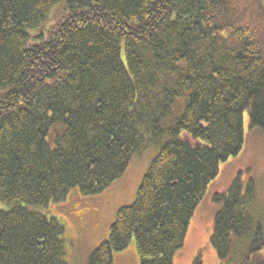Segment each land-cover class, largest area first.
Masks as SVG:
<instances>
[{
    "label": "trees",
    "instance_id": "16d2710c",
    "mask_svg": "<svg viewBox=\"0 0 264 264\" xmlns=\"http://www.w3.org/2000/svg\"><path fill=\"white\" fill-rule=\"evenodd\" d=\"M244 113L264 136V0H0V264H66L49 205L102 193L146 146L86 264L131 243L139 264H173ZM255 201L242 172L212 196L219 264H264Z\"/></svg>",
    "mask_w": 264,
    "mask_h": 264
},
{
    "label": "rangeland",
    "instance_id": "374dc122",
    "mask_svg": "<svg viewBox=\"0 0 264 264\" xmlns=\"http://www.w3.org/2000/svg\"><path fill=\"white\" fill-rule=\"evenodd\" d=\"M182 108L183 101L177 105L178 113ZM243 128L241 151L220 165L218 175L210 182L192 214L184 244L175 253L173 264H191L196 256H200L201 264H219L210 243L214 214L218 209L212 202V196L227 190L240 172L245 179L252 178L255 182V211L264 225V136L258 129L248 128L247 113H244ZM157 151L155 146H146L134 155L124 174L102 193L81 196L76 190H71L65 200L49 205V216L58 219L64 227L66 264H86L90 253L107 237L116 211L133 203L141 179ZM134 247L131 243L115 253L114 264H139Z\"/></svg>",
    "mask_w": 264,
    "mask_h": 264
}]
</instances>
